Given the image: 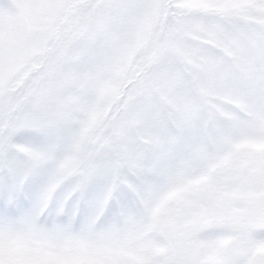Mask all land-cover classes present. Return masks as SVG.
I'll return each mask as SVG.
<instances>
[{"label": "snow or ice", "instance_id": "snow-or-ice-1", "mask_svg": "<svg viewBox=\"0 0 264 264\" xmlns=\"http://www.w3.org/2000/svg\"><path fill=\"white\" fill-rule=\"evenodd\" d=\"M0 264H264V0H0Z\"/></svg>", "mask_w": 264, "mask_h": 264}]
</instances>
